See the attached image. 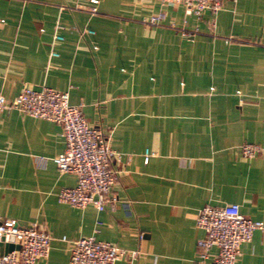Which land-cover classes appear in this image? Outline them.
<instances>
[{
  "label": "crops",
  "instance_id": "crops-1",
  "mask_svg": "<svg viewBox=\"0 0 264 264\" xmlns=\"http://www.w3.org/2000/svg\"><path fill=\"white\" fill-rule=\"evenodd\" d=\"M77 3L0 0V92L10 101L25 85L68 90L121 154L111 161L119 203H60L58 192L77 184L53 162L66 147L61 126L4 111L0 221L51 235L48 259L36 264H70L71 241L89 236L138 251L117 264H198L200 208L235 203L264 221V0H224L200 18L158 0H99L96 15L69 8ZM161 11V25L143 24ZM57 24L64 39L53 46ZM244 143L263 150L245 159ZM146 151L155 153L148 163ZM236 264H264V230L241 245Z\"/></svg>",
  "mask_w": 264,
  "mask_h": 264
},
{
  "label": "built area",
  "instance_id": "built-area-1",
  "mask_svg": "<svg viewBox=\"0 0 264 264\" xmlns=\"http://www.w3.org/2000/svg\"><path fill=\"white\" fill-rule=\"evenodd\" d=\"M236 1V0H232ZM99 0H78L69 7L90 15L98 14ZM161 7L182 6L186 16L200 18L206 10L217 13L223 7L224 0H158ZM166 18L161 11L142 22L147 26H159ZM4 19H0V24ZM171 27L183 35H194L197 31ZM57 24L53 36V46L64 38L59 33ZM94 35L87 29L82 35ZM227 42L233 39H226ZM58 53L52 49L51 57ZM16 110L24 115L58 123L66 147L63 153L53 158L61 174L73 173L77 176L74 187H64L58 194V201L77 209L88 206L98 211H114L119 203L114 197L113 187L118 171L112 168L111 161H120L121 154L112 149L109 135L101 128L91 126L84 116L81 105L70 103V92L59 91L48 86L35 88L25 85L21 92L8 101L0 92V113ZM262 147L255 143H244L240 147L241 156L253 159L262 152ZM155 153L146 151L144 162L148 163ZM195 227L203 232L198 240V264H236L241 255V245L252 240L256 230H264V221L253 220L240 211L238 204L221 206L206 205L200 208L195 217ZM65 240V238H64ZM51 235L39 224L21 226L14 219L0 221V243L13 244L14 248L0 253V264H36L40 259H48L51 250ZM216 249V252H213ZM70 264H117L124 257L134 259L138 251L123 249L109 242L98 240L95 236L82 237L71 241Z\"/></svg>",
  "mask_w": 264,
  "mask_h": 264
},
{
  "label": "water",
  "instance_id": "water-1",
  "mask_svg": "<svg viewBox=\"0 0 264 264\" xmlns=\"http://www.w3.org/2000/svg\"><path fill=\"white\" fill-rule=\"evenodd\" d=\"M0 248H3L4 251L3 252H7V251H10L14 248H19L18 246H14L13 244H3V243H0Z\"/></svg>",
  "mask_w": 264,
  "mask_h": 264
}]
</instances>
